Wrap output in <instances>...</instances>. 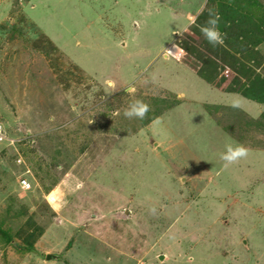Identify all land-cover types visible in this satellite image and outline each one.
Listing matches in <instances>:
<instances>
[{"label": "rangeland", "instance_id": "obj_1", "mask_svg": "<svg viewBox=\"0 0 264 264\" xmlns=\"http://www.w3.org/2000/svg\"><path fill=\"white\" fill-rule=\"evenodd\" d=\"M204 4L0 0V264H264V148L245 142L225 166V146L243 144L223 126L241 112L210 106L218 124L202 104L220 94L179 64L201 63L163 57ZM136 99L143 119L124 115ZM27 221L33 247L17 234Z\"/></svg>", "mask_w": 264, "mask_h": 264}, {"label": "trees", "instance_id": "obj_2", "mask_svg": "<svg viewBox=\"0 0 264 264\" xmlns=\"http://www.w3.org/2000/svg\"><path fill=\"white\" fill-rule=\"evenodd\" d=\"M243 3L258 6L260 7L259 9L264 10V6L258 0H208L207 8L199 16L196 21L197 23L192 26V33L196 36L202 34V26L211 27V25H205L204 23V25H200L202 23L201 20L210 16L214 18L218 16L216 27L223 36V43H213L208 39L206 45L210 54L204 52V48L201 50L196 48L194 43H192L195 39L193 38V34H189V39L177 41V43L188 55L193 56L201 63L200 69L194 68L202 77L211 80L215 70L216 72L218 71V75L219 72L223 73L226 68H230L232 71L230 74L231 86H228L227 90L239 93L250 100L264 105V67L261 72L257 71V68L262 65V61H260L262 56L256 47L264 40V13H262L261 18L260 14L256 12L253 14L255 17L250 20L247 11H250L252 8L243 6ZM232 41H235V43H232ZM252 62L254 63V67L251 65ZM205 65H208V67L204 68V71H201V68ZM210 65L211 67H209ZM178 103L179 98L176 97L170 105L172 107ZM170 105L166 109H169ZM207 108H210V106H207ZM209 110L217 123L222 125L217 114L215 115L211 109ZM238 111L241 113H238ZM236 113L239 114L240 124H243L238 129L243 130L240 131V134H237L234 130L236 129L234 128L235 125L239 123L222 125L224 130L238 139L244 147H247L245 146V142H247V145L252 144L250 147L264 148V123L260 121L264 117V112L259 118H252L242 110H237ZM31 224L35 226L34 223L27 221L17 232L23 239V242L27 244V247H33L37 240L34 232L27 234L29 227L31 228ZM12 240L14 238H9L7 241L12 242Z\"/></svg>", "mask_w": 264, "mask_h": 264}, {"label": "crops", "instance_id": "obj_3", "mask_svg": "<svg viewBox=\"0 0 264 264\" xmlns=\"http://www.w3.org/2000/svg\"><path fill=\"white\" fill-rule=\"evenodd\" d=\"M205 1V4L203 5V6H200V8H198V9H196V10H198V16H195L194 15V18H193V22H192V26H194L197 22V19L199 18V16L202 14V12L207 8V3H208V0H204ZM200 4V1H199V3H198V5ZM201 5V4H200ZM199 7V6H198ZM203 7V8H202ZM200 9H202L200 12H199V10ZM194 14V13H193ZM210 18H214L213 16H210V17H208V18H206V19H203V20H201V22L202 23H200V25L202 24V25H208V21H209V19ZM204 23V24H203ZM190 28V27H189ZM188 28L186 29V31L185 32H189L190 30H188ZM189 34H191L192 35V32H189ZM174 47V49L175 50H180V49H182V48H180L179 46H177V45H174L173 46ZM183 50V52H184V55H183V57L185 58L188 54L186 53V51L184 50V49H182ZM176 53V52H175ZM175 53H173V55H175ZM172 54V53H171ZM262 56V55H261ZM163 57L165 58V59H170V58H172L173 60H175V61H177L173 56H171L170 54H168V53H166L165 51L163 52ZM174 61V62H175ZM260 61H262L261 63H262V65L261 66H259L258 68H257V71H262V68L264 67V57L262 56V59L260 60ZM185 62V60H183V62H179V64H183V67L184 68H186V69H190V70H193L195 73H196V76L197 77H200L202 80H204V83L206 84V86H208L209 87V89H208V92H213V93H216V94H220L218 97H216V100L217 101H210V100H207L208 102H205V103H201L202 105H203V107H206V109H210V108H207V106H213L214 104L216 105V106H225L226 108H232V109H234V110H242L243 112H245V113H247L248 115H250L252 118H259L261 115H262V113L264 112V105H262V104H260V103H258V102H256V101H253V100H250V99H248V98H246V97H244V96H242L241 94H239V93H235V92H230V91H228L227 90V87L228 86H231V80L230 79H228V77H226L225 76V74L224 73H218V75H217V72H216V70L214 71L215 73H213V76H212V78H211V80L210 79H207L206 77H202L198 72H197V70L194 68V67H192V66H190L188 63H184ZM177 63V62H176ZM253 67H254V63L252 62V64H251ZM217 68H218V66H217ZM256 68V67H255ZM178 97H179V99L180 100H182L184 97H185V95H184V92H180V93H178ZM198 97L197 96H195V97H192V102L193 103H200V101L201 100H199V99H197ZM207 99H210V98H208L207 97ZM243 102H247V103H249V104H252V103H254V104H256V105H258V107H255L256 108V110H257V114L255 115V116H253V115H251L250 113H248L247 111H245L244 109H243ZM212 116V115H211ZM213 117V116H212ZM34 231L32 230V228H29V230H28V232H27V234L28 233H33ZM37 237V236H36ZM37 240H36V242H35V244H34V246L37 244V243H39L40 241H39V239H40V237L39 238H36Z\"/></svg>", "mask_w": 264, "mask_h": 264}, {"label": "clouds", "instance_id": "obj_4", "mask_svg": "<svg viewBox=\"0 0 264 264\" xmlns=\"http://www.w3.org/2000/svg\"><path fill=\"white\" fill-rule=\"evenodd\" d=\"M218 23V16L216 18H210L208 21L209 26H202L201 31L205 34V36L209 39L210 42L213 43H223V36L219 32V29L216 27ZM175 50V49H174ZM180 53L181 59L183 58L184 52L182 49L176 51L175 55ZM175 55L173 57L175 58ZM230 68H226L224 70V74L228 77L231 74ZM149 110V105L145 103L143 100L136 99L134 100L127 109L124 111V115L126 117H137L143 119L147 111ZM226 150L220 154V158L225 161V166L237 161L240 158H243L247 155V149L243 145H231L228 144L225 146ZM151 211H155V209H151Z\"/></svg>", "mask_w": 264, "mask_h": 264}, {"label": "built area", "instance_id": "obj_5", "mask_svg": "<svg viewBox=\"0 0 264 264\" xmlns=\"http://www.w3.org/2000/svg\"><path fill=\"white\" fill-rule=\"evenodd\" d=\"M181 54H176L175 59L176 60H181ZM5 145V146H10L12 145V142L10 141V137L8 134V131L6 129L5 125V119L3 118V115L0 111V146ZM31 186L30 182L26 179L21 180V188L23 189H29Z\"/></svg>", "mask_w": 264, "mask_h": 264}, {"label": "water", "instance_id": "obj_6", "mask_svg": "<svg viewBox=\"0 0 264 264\" xmlns=\"http://www.w3.org/2000/svg\"><path fill=\"white\" fill-rule=\"evenodd\" d=\"M52 256L51 255H48V259H50Z\"/></svg>", "mask_w": 264, "mask_h": 264}]
</instances>
